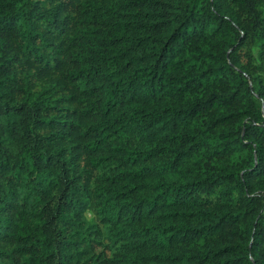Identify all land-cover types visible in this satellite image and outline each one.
Masks as SVG:
<instances>
[{"label": "trees", "instance_id": "trees-1", "mask_svg": "<svg viewBox=\"0 0 264 264\" xmlns=\"http://www.w3.org/2000/svg\"><path fill=\"white\" fill-rule=\"evenodd\" d=\"M0 264H264V0H0Z\"/></svg>", "mask_w": 264, "mask_h": 264}]
</instances>
